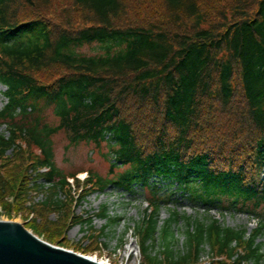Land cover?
I'll return each instance as SVG.
<instances>
[{
	"label": "trees",
	"instance_id": "1",
	"mask_svg": "<svg viewBox=\"0 0 264 264\" xmlns=\"http://www.w3.org/2000/svg\"><path fill=\"white\" fill-rule=\"evenodd\" d=\"M92 46L100 52L79 51ZM0 84L4 212L63 209L58 195L77 174L55 167L52 137L62 132L70 146L106 144L110 173L124 168L111 179L86 171L85 185L151 191L155 208L136 228L144 246L165 243L164 260L151 264L194 263L206 244L213 259H226L212 264L264 261L256 243L264 232V0H0ZM4 164L18 167L25 190L14 191ZM44 168L37 177L49 197L28 206L25 179ZM153 178L184 185L193 205L261 223L247 237L187 219V252L178 258L176 218L158 230Z\"/></svg>",
	"mask_w": 264,
	"mask_h": 264
},
{
	"label": "rangeland",
	"instance_id": "2",
	"mask_svg": "<svg viewBox=\"0 0 264 264\" xmlns=\"http://www.w3.org/2000/svg\"><path fill=\"white\" fill-rule=\"evenodd\" d=\"M79 51L94 54L99 53L100 49L98 46H92L84 47ZM4 92L5 87L0 84V111L6 104ZM48 118L51 124L56 122L50 111ZM0 131L5 137L8 136L5 126H2ZM52 146L55 167L64 176L78 175V180L69 179V186L65 187L64 191L58 195L63 209L37 207V214H28L26 211L10 208L9 205L4 212L0 204V221H18L38 239L53 247L82 256L97 257L108 264H151V257H157L163 261L164 257L161 252L165 248V243L158 238L155 242L149 241L144 246L141 236L136 230L155 208L149 202L151 191L135 187V192L128 194L115 190L111 186L99 191L93 189L91 185H85L86 176L83 178L79 175L81 171H90L102 179H111L113 175L123 171L124 168H118L114 170L113 174L110 173L111 160L105 157L108 153L107 145L102 144L100 148L84 143L70 146L65 135L60 132L52 137ZM34 154H38V152L34 150ZM7 155L10 156L11 153L9 152ZM0 165H3L2 162ZM6 165L4 164L7 169L2 172L8 177L12 176L9 180H12L13 184L17 186L14 191H17L18 188L25 190L22 173L18 167L12 170L10 166ZM44 172H46L44 169L35 174L28 172L25 179L28 193L26 195L27 205L41 203L49 197V187L42 177H37ZM154 183L157 185L158 196L161 198L157 212L158 230L160 231L168 219L176 218L171 231L174 234L172 250L178 258L187 252L185 244L187 219L206 221L207 224L217 221L223 229L246 231L247 237L261 223V220L256 216L253 217L257 221L252 220L253 217L249 214L222 212L217 208L193 205L189 200L180 197L181 193L176 187L171 188L167 186L166 182L157 179ZM5 201L12 205L14 196L11 195ZM101 214H104L105 217H101ZM256 243L261 245L260 253L264 256V232L258 237ZM131 245L132 247L129 248ZM211 252L212 249L209 245H204L198 261L191 264L225 262V258L213 259ZM243 264H254V262L244 261ZM260 264H264V261Z\"/></svg>",
	"mask_w": 264,
	"mask_h": 264
},
{
	"label": "water",
	"instance_id": "3",
	"mask_svg": "<svg viewBox=\"0 0 264 264\" xmlns=\"http://www.w3.org/2000/svg\"><path fill=\"white\" fill-rule=\"evenodd\" d=\"M0 264L98 263L43 242L18 222L0 221Z\"/></svg>",
	"mask_w": 264,
	"mask_h": 264
},
{
	"label": "bare ground",
	"instance_id": "4",
	"mask_svg": "<svg viewBox=\"0 0 264 264\" xmlns=\"http://www.w3.org/2000/svg\"><path fill=\"white\" fill-rule=\"evenodd\" d=\"M81 177H85V174H82L81 175ZM18 222V221H17ZM132 247V245L131 246H129V248H131ZM85 257H87L89 260H91L92 262H95V263H98V264H108V263H106V262H104V261H102V260H99L97 257H89V256H85Z\"/></svg>",
	"mask_w": 264,
	"mask_h": 264
}]
</instances>
